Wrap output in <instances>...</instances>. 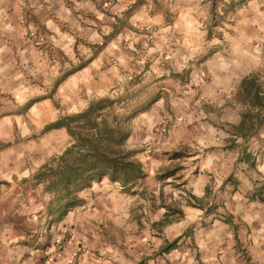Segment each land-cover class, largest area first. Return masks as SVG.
Returning <instances> with one entry per match:
<instances>
[{"label":"crops","instance_id":"crops-1","mask_svg":"<svg viewBox=\"0 0 264 264\" xmlns=\"http://www.w3.org/2000/svg\"><path fill=\"white\" fill-rule=\"evenodd\" d=\"M231 2L0 0V264H264V122L237 131L259 108L264 0ZM221 3L233 23L216 19ZM145 59L173 86L133 123L147 175L127 187L104 178L57 219L34 178L68 145L49 126ZM178 185L201 205L181 199L183 215L160 226Z\"/></svg>","mask_w":264,"mask_h":264},{"label":"trees","instance_id":"trees-1","mask_svg":"<svg viewBox=\"0 0 264 264\" xmlns=\"http://www.w3.org/2000/svg\"><path fill=\"white\" fill-rule=\"evenodd\" d=\"M247 1L232 0L231 6ZM139 82V77L132 79L119 94L92 99L83 109L61 116L49 126L65 128L71 138L64 151L34 176L52 193L48 209L57 219H62L82 202L80 193L83 190L104 178L127 187L147 175L137 157L138 150L130 146L129 139L134 120L148 111L159 95L142 99V91L134 88ZM255 104L258 110L247 112L237 126L239 135L244 138L251 136L264 122V102L256 97ZM182 154V151L174 152L175 156ZM179 168H167L160 177L175 175ZM191 199L201 205V200L194 196ZM176 214L181 217L183 212L177 206L168 205L159 225L171 223L174 220L171 216Z\"/></svg>","mask_w":264,"mask_h":264},{"label":"rangeland","instance_id":"rangeland-1","mask_svg":"<svg viewBox=\"0 0 264 264\" xmlns=\"http://www.w3.org/2000/svg\"><path fill=\"white\" fill-rule=\"evenodd\" d=\"M219 6L220 7H219L218 11H216V19L218 20V22L222 23V25H225V23L226 24L233 23V21L235 20L234 17L232 15H229L230 13L227 14V11H226V9L223 8L224 6L222 3L219 4ZM148 62L149 61H147L145 59V61L129 62L128 66L125 65L123 76L121 78L115 80L112 83L113 84L112 86L108 87V89H107L108 92L104 96H108V95L114 96V95L119 94L122 91V89L124 88V86L128 84L129 81H131L132 79H136L137 77L140 78V82L137 83L134 86V88L136 90L139 89L142 91V99H145V98H147L149 96H153V95H160L159 97L164 96L166 91L164 90L165 91L164 92L162 90V87L166 86L169 89H171L173 86L170 84H167V82L165 80L160 79V78H156L155 76H153L152 69L150 67V63H148ZM260 63H262V64L260 66V70H258L254 74V77H256V81H252L250 93L256 91L255 95H257L258 98H260V100H262L264 102V49L262 50V53L260 56ZM250 93H249V95L247 94L244 96V98H246V100H248L249 102H250V97H251ZM170 97L171 96H169V98ZM96 98H99V97H94L92 99H96ZM71 113H73V112H64V113H61V116L66 115V114H71ZM137 117H139V116H137ZM168 130H169L168 125H167V127H164V126L162 127L161 132H162L163 137L168 134ZM70 140H71V138L69 136L68 145L70 143ZM181 151L183 153L187 154L190 151V148L184 147L181 149ZM175 166H179V164H176ZM180 190H181V186H179V185L174 186L172 193L169 192V194H168V199L171 198L172 202L175 204V206H177V202H180V200L183 198L187 199V200L185 199L187 201V203L196 204L195 202H193V199H191L192 195H190L187 192L182 194ZM174 191L176 192L175 194H174Z\"/></svg>","mask_w":264,"mask_h":264},{"label":"built area","instance_id":"built-area-1","mask_svg":"<svg viewBox=\"0 0 264 264\" xmlns=\"http://www.w3.org/2000/svg\"><path fill=\"white\" fill-rule=\"evenodd\" d=\"M30 40L32 41V43L38 48L41 49L43 47V43L42 41L39 39V36L36 32L33 31H28L27 32Z\"/></svg>","mask_w":264,"mask_h":264}]
</instances>
